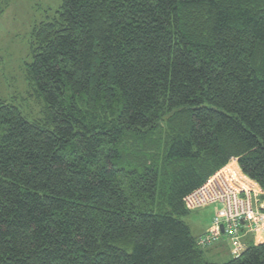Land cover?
<instances>
[{
  "label": "trees",
  "instance_id": "trees-1",
  "mask_svg": "<svg viewBox=\"0 0 264 264\" xmlns=\"http://www.w3.org/2000/svg\"><path fill=\"white\" fill-rule=\"evenodd\" d=\"M31 39L40 114L0 102V264H264L209 261L182 219L232 160L264 191V0H62Z\"/></svg>",
  "mask_w": 264,
  "mask_h": 264
},
{
  "label": "rangeland",
  "instance_id": "rangeland-1",
  "mask_svg": "<svg viewBox=\"0 0 264 264\" xmlns=\"http://www.w3.org/2000/svg\"><path fill=\"white\" fill-rule=\"evenodd\" d=\"M61 5L62 0H0V102L19 107L28 119H36L41 109L39 102L31 94L32 89L27 78L26 64L32 60L31 31L36 23L53 15ZM231 166L244 175L237 162H231ZM260 188L262 192L259 197L256 196L258 205L264 201V191L261 186ZM219 208L220 206L215 204L199 207L191 210L182 219L197 237L208 231ZM222 239H225L229 248L226 238ZM218 245L214 242L204 250L206 258L211 262L230 258L229 251L221 260L211 258L214 251L207 252Z\"/></svg>",
  "mask_w": 264,
  "mask_h": 264
},
{
  "label": "built area",
  "instance_id": "built-area-1",
  "mask_svg": "<svg viewBox=\"0 0 264 264\" xmlns=\"http://www.w3.org/2000/svg\"><path fill=\"white\" fill-rule=\"evenodd\" d=\"M233 161L188 193L184 203L189 210L212 204L220 206L208 231L198 237V243L206 247L225 237L233 257L238 258L248 246L247 234L264 241V206L255 204V181L251 179L252 183L245 174L246 178L233 169Z\"/></svg>",
  "mask_w": 264,
  "mask_h": 264
},
{
  "label": "crops",
  "instance_id": "crops-1",
  "mask_svg": "<svg viewBox=\"0 0 264 264\" xmlns=\"http://www.w3.org/2000/svg\"><path fill=\"white\" fill-rule=\"evenodd\" d=\"M254 182V181H253ZM254 189H255V196H254V198H255V204H256V206L257 207H261V206H264V201H262L259 205L256 203V196H258L261 192H262V190H261V188H260V186L256 183V182H254ZM259 197V196H258ZM216 214V213H215ZM211 226V225H210ZM203 234V233H202ZM201 234V235H202ZM200 236V235H199ZM198 237V236H197ZM245 239H246V241H247V243L248 244H250V243H261V242H263V241H260V240H256L255 239V236L253 235V234H247L246 235V237H245ZM222 241V242H221ZM221 241L219 240V241H217L216 242V244H219L217 247H215V248H212L210 251H208L207 253H210V252H212V251H214L212 254H211V258H213V259H215V260H221L222 258H223V256L225 255V253L227 252V251H229V253H230V258L229 259H231V258H234L233 257V255H232V253H231V251H230V249L228 248V246L225 244V239H221ZM215 246V245H214ZM214 246H212V247H214ZM211 248V247H210ZM207 249H209V248H207ZM229 259H227V260H229ZM227 260H225V261H227ZM213 262H223V261H213Z\"/></svg>",
  "mask_w": 264,
  "mask_h": 264
},
{
  "label": "water",
  "instance_id": "water-1",
  "mask_svg": "<svg viewBox=\"0 0 264 264\" xmlns=\"http://www.w3.org/2000/svg\"><path fill=\"white\" fill-rule=\"evenodd\" d=\"M222 230L224 231V226H222Z\"/></svg>",
  "mask_w": 264,
  "mask_h": 264
},
{
  "label": "clouds",
  "instance_id": "clouds-1",
  "mask_svg": "<svg viewBox=\"0 0 264 264\" xmlns=\"http://www.w3.org/2000/svg\"><path fill=\"white\" fill-rule=\"evenodd\" d=\"M263 243V242H262Z\"/></svg>",
  "mask_w": 264,
  "mask_h": 264
}]
</instances>
